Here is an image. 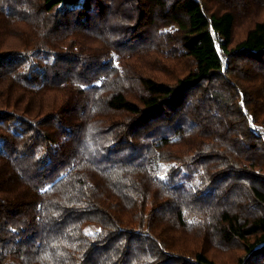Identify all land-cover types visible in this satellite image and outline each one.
Masks as SVG:
<instances>
[{
    "label": "trees",
    "instance_id": "1",
    "mask_svg": "<svg viewBox=\"0 0 264 264\" xmlns=\"http://www.w3.org/2000/svg\"><path fill=\"white\" fill-rule=\"evenodd\" d=\"M0 264H264V0H0Z\"/></svg>",
    "mask_w": 264,
    "mask_h": 264
},
{
    "label": "rangeland",
    "instance_id": "2",
    "mask_svg": "<svg viewBox=\"0 0 264 264\" xmlns=\"http://www.w3.org/2000/svg\"><path fill=\"white\" fill-rule=\"evenodd\" d=\"M245 23L243 22H237V25H236V37L237 38H239V37H241L242 36V34L244 33V31H245ZM165 47V46H164ZM169 52V51H168ZM166 55H168V54H166ZM171 62V60H169V61H167V65H168V63H170ZM170 64H172V62L170 63ZM171 67V69H176V66H178V64L177 65H170ZM233 255V259L236 257V254H232ZM224 258V257H223ZM232 259V256H229V260H231Z\"/></svg>",
    "mask_w": 264,
    "mask_h": 264
}]
</instances>
